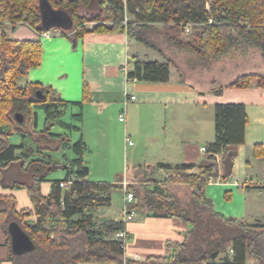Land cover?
Wrapping results in <instances>:
<instances>
[{"label":"trees","instance_id":"trees-1","mask_svg":"<svg viewBox=\"0 0 264 264\" xmlns=\"http://www.w3.org/2000/svg\"><path fill=\"white\" fill-rule=\"evenodd\" d=\"M43 4L71 17V30H58L65 34L70 32L75 38L88 31L89 22H97L94 28L97 32L127 33L141 43L157 47L149 39L152 25L175 24L184 32L185 24L191 23L195 30L193 41L170 38L178 48L212 61L245 44L258 48L264 60V0H0V184L4 189H27L35 208L18 211L13 195L0 194V222L13 264H78L82 261L247 264L249 256L264 264V225L250 226L237 218L224 216L215 209L205 191L211 178L227 181L233 177L237 146L245 143L248 124L244 104L215 105V138L207 146L206 157L200 164L201 173L186 177L193 184L186 207L172 202L173 196L162 187L144 188L145 201L153 216H175L189 225L184 242L174 244L170 255L150 257L146 261L126 259L122 243L107 239L126 230L125 223L108 219L101 229L94 227L87 215V204L98 199L109 202L112 193L122 187L88 183L85 142L80 139L73 143L65 135L51 132L56 125L73 128L62 120L67 103L58 99L50 87L32 83L25 88L17 86L20 77L40 65L41 42L9 41L4 33L7 22H22L40 34L52 31L43 20ZM92 8L98 10L92 20L80 15L82 10ZM127 14L132 18L125 23ZM127 77L141 82H167L170 65L136 59ZM252 84L264 87V76L246 74L226 87L248 88ZM224 88L221 87L219 93ZM38 91L43 93V99L36 95ZM32 105L44 110L43 130L37 129L38 113H33ZM17 113L24 116L23 123L16 120ZM14 134L24 138L19 145L10 144L8 140ZM67 148L76 154L68 165L53 155L54 151ZM216 155H222L220 164ZM255 156L264 158V145L255 146ZM163 167L169 168V165ZM183 167L189 169L193 165ZM58 169L68 170L65 179H49L50 173ZM71 179L74 184L65 191L60 183ZM48 181H52V190L49 195H43L41 184ZM33 215L37 217L36 223L28 220ZM12 222H17L30 236L35 244L33 251L23 255L13 252L9 232ZM229 247L236 255L232 260L218 261L219 255Z\"/></svg>","mask_w":264,"mask_h":264},{"label":"crops","instance_id":"crops-1","mask_svg":"<svg viewBox=\"0 0 264 264\" xmlns=\"http://www.w3.org/2000/svg\"><path fill=\"white\" fill-rule=\"evenodd\" d=\"M13 38L41 42V63L21 78L22 84L50 87L58 99L67 103L63 116L70 111L76 123L62 118L73 128L60 127L65 130L62 133L65 137L78 132L79 140L85 142L88 183L122 187L118 189L123 194L122 217L107 210L112 208V195L117 190L107 204L87 215L96 229H101L108 219L125 223L126 259L146 261L150 257H165L171 254L174 244L184 242L188 223L175 216H153L140 194L144 188L153 190L159 186L173 196L172 202L177 205L190 199L193 184L186 177L201 173L200 164L206 157L204 148L215 138L217 104H244L248 124L245 143L237 146L234 176L207 184L206 195L226 217L237 218L250 226L264 222V158L255 156V146L264 145V87L256 84L248 88L225 87L219 93L213 88L214 71L201 66L198 55H188L176 45L174 49L171 41L161 40L159 46L150 47L127 33H102L88 28L80 38H75L70 32L65 34L58 29L40 34L24 24L14 29ZM177 54L181 56L179 66L172 59ZM136 59L168 63L169 81L129 80L127 72ZM122 115L124 121L120 119ZM126 137L130 140L135 137L142 144L132 141L130 145ZM141 147L147 148L146 156L140 157ZM219 158L220 163L222 155ZM184 165L193 168L185 169ZM67 173L68 170L66 176ZM7 174L5 171L4 175ZM48 178L54 180L50 175ZM51 190L52 181L41 184L43 195H49ZM128 190L136 197L129 204L133 213L130 221L124 216ZM0 194L13 195L18 211L35 209L27 189H4L0 184ZM28 220L36 223L37 217L33 215ZM107 239L119 241L116 233ZM231 250L229 247L221 253L218 261L232 260ZM247 263L259 264L251 256ZM0 264H13L1 222Z\"/></svg>","mask_w":264,"mask_h":264},{"label":"rangeland","instance_id":"rangeland-1","mask_svg":"<svg viewBox=\"0 0 264 264\" xmlns=\"http://www.w3.org/2000/svg\"><path fill=\"white\" fill-rule=\"evenodd\" d=\"M98 13L97 9H85L82 10L80 15H83L87 17L88 20H92L93 16L95 13ZM128 20L132 18L130 14H127ZM127 20V21H128ZM126 21V18H125ZM20 24H24L22 22H7L4 24V33L6 36V39L9 41H17L13 38V32L14 29L18 28ZM27 25V24H24ZM98 25L97 22H89L86 27L87 28H95ZM28 26V25H27ZM152 29L150 30L149 34L151 37L149 38L150 41H152L155 45H160L161 40L162 42H169L170 38L173 37H180L184 41H193L194 40V34L195 30L191 29V32L188 35H185L181 31V29L177 28L175 24L171 25H163V24H156L151 26ZM149 35V36H150ZM148 36V37H149ZM135 43V42H134ZM173 46V44H172ZM175 49V45L173 46ZM183 51V50H181ZM186 54H194L190 51H183ZM196 55V54H195ZM180 55H173L172 59L174 60V63H176L178 66L180 63L178 62ZM182 57H186L183 56ZM200 60L202 61L201 66H203L205 69L208 71H214V90L216 89L217 91H220L221 87H226L230 83L234 82L237 78L240 76L246 75V74H259L261 76H264V60L262 58L261 51L256 48V47H251V46H246L245 44L243 45H238L230 50H228L226 53L220 55L218 58L213 59L212 61H208L205 59H202L200 57ZM212 68V70H211ZM23 77V76H22ZM20 77L17 81V86L19 88H25L26 85L22 84V80ZM32 110L33 113H38V130H43L45 128V113L44 110L37 105H32ZM63 120L68 122V123H74L73 118L71 116V112L68 111L63 117ZM76 123V122H75ZM77 125V124H76ZM65 131L62 129L59 125H56L52 128V133L53 134H62ZM68 134L71 136V132L67 131ZM70 132V133H69ZM73 132V131H72ZM73 136L70 137L73 142H77L79 140L80 136L78 132H73ZM29 138V137H28ZM24 138L21 137L19 134H14L9 136V142L10 144L14 145H19L22 143V140ZM132 141L138 142V144H142V142L139 140L137 141L135 137L131 139ZM140 147V145H139ZM146 151L147 148L144 149V147H141L139 152H140V157L146 156ZM53 155L56 159L60 160L61 163L67 164L69 163L70 160L76 158L75 152L71 148L67 149H60L57 151L53 152ZM235 173V170H234ZM233 173V176H234ZM66 176V170L58 169L50 173V178L52 179H63ZM118 191V192H117ZM113 193L112 195V208L107 209L113 216L117 217H122L123 212H122V191L117 190ZM145 190L141 191L140 197L143 203L146 204L145 201ZM104 200H106L104 198ZM99 201V202H98ZM97 202L94 203H88L87 204V213H92L96 212V209L102 205L107 204V201H103L102 199H98ZM141 202V203H142ZM189 202V199L185 202H181L180 206L186 207L187 203ZM91 219V216H90ZM246 224V223H245ZM249 225V224H247ZM259 225H264V222H260ZM248 264V263H247Z\"/></svg>","mask_w":264,"mask_h":264},{"label":"water","instance_id":"water-1","mask_svg":"<svg viewBox=\"0 0 264 264\" xmlns=\"http://www.w3.org/2000/svg\"><path fill=\"white\" fill-rule=\"evenodd\" d=\"M43 20L45 25L53 29L71 30L73 22L71 17L61 11L50 10L43 4ZM38 98L43 99L44 95L41 91H38ZM16 120L19 123L24 122V116L20 113L15 115ZM9 232L11 235L12 250L17 255H23L29 253L35 249V244L30 236L21 228L17 222H12L9 226Z\"/></svg>","mask_w":264,"mask_h":264},{"label":"built area","instance_id":"built-area-1","mask_svg":"<svg viewBox=\"0 0 264 264\" xmlns=\"http://www.w3.org/2000/svg\"><path fill=\"white\" fill-rule=\"evenodd\" d=\"M127 20H128V16L126 15L125 23H127ZM210 22H212V20ZM191 29H193V24L187 23V24H185V30L183 33H185V35H188L191 32ZM120 119H121V121H124V115H122ZM126 141L130 145L133 144L132 140H130L129 137H126ZM204 151L207 153V148H204ZM216 157H217L218 162H219V160H220L219 155H216ZM213 182H216V181L214 180V178H211L210 183H213ZM73 184H74V180L71 179L69 181H65V182L60 183V186L66 191ZM135 199H136L135 194L133 192L127 191V194H126V197L124 200V216H125L126 221H130L133 219V213L129 210V204L134 202ZM116 237L122 243V246L125 247L126 243L128 241V234H127L126 230H122V231L117 232ZM231 254H232V256L236 255V253L233 250H231Z\"/></svg>","mask_w":264,"mask_h":264}]
</instances>
